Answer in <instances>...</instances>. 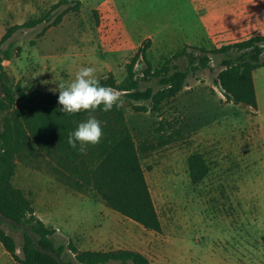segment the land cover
I'll return each instance as SVG.
<instances>
[{"label": "rangeland", "instance_id": "1", "mask_svg": "<svg viewBox=\"0 0 264 264\" xmlns=\"http://www.w3.org/2000/svg\"><path fill=\"white\" fill-rule=\"evenodd\" d=\"M59 1L16 0V10L4 12L7 3L0 0V39L7 27L40 17ZM80 1L79 12L67 14L43 37L37 34L44 24L20 30L3 44L12 52L3 66L22 89L57 95L59 82L69 83L88 66L97 78L112 73L122 82L126 65L148 39V59L156 69L168 60L185 68V55L195 52L196 45L176 48L169 42L176 30L171 25L181 16L184 23L192 19L185 0ZM210 59L209 68L191 74L183 90L158 110L149 102H135L147 111L125 105L126 125L136 144L150 146L140 150V158L162 232L129 219L118 222L120 213L105 205L65 154L40 150L17 159L14 186L30 196L38 218L58 229L59 240L77 248L88 242L85 247L97 249L89 243L97 234L125 238L128 231L127 246L141 249L151 264H264V68L256 76L261 93L256 117L249 107L221 98L215 89L220 59ZM135 68L141 78L145 63L139 60ZM149 85L158 89L155 80L141 81L142 88ZM94 116L102 129L114 123ZM194 154L208 167L200 183L190 176L188 160ZM79 158L94 167L100 160L97 145H88ZM1 227L22 245L20 229L8 223ZM0 264H12L2 245Z\"/></svg>", "mask_w": 264, "mask_h": 264}, {"label": "trees", "instance_id": "2", "mask_svg": "<svg viewBox=\"0 0 264 264\" xmlns=\"http://www.w3.org/2000/svg\"><path fill=\"white\" fill-rule=\"evenodd\" d=\"M81 6L80 0H60L40 17L7 27L0 39V77L4 91L0 98V115L5 114L0 118V214L6 219L28 225L41 246L56 253L63 264H151L147 256L135 250H79L71 241L59 240L57 230L36 216L30 196L14 186L17 159L40 150L48 154L55 151L65 154L70 162L77 163L75 172L78 176L91 184L108 207L146 229L162 232V222L140 158V150L148 151L150 146L143 144L139 147L136 144L126 125L125 105L137 111H147V107L135 102H149L152 110H158L162 103L183 90L191 74L209 68L210 58L215 56L220 59L218 82L226 90L228 101L256 111L258 104L253 74L264 67V35H254L211 50L193 48L195 52L179 54H186L188 63L185 68L168 60L157 69L148 59L147 50L151 44L148 39L126 65L127 75L122 82L112 73L98 78L101 85L121 93V107H114L108 112L97 109L92 113L80 112L69 116L60 111L59 94L39 89L26 91L20 84L14 83L3 66V61L10 59L12 52L10 48H3V44L20 30L44 24L37 34V38H41L50 28L61 25L67 14L79 12ZM139 60L145 63L141 78L135 68ZM153 80L158 89L154 85L141 87V81ZM89 115L108 117L114 122L103 128V137L96 144L100 160L92 168L79 158L83 154L67 142L68 134ZM188 166L194 183H200L208 174V167L199 154L189 158ZM2 224L7 223L0 219V242L17 262L59 264L56 258L37 248L26 229L8 224L22 231L23 243L19 246L14 237L1 227Z\"/></svg>", "mask_w": 264, "mask_h": 264}, {"label": "crops", "instance_id": "3", "mask_svg": "<svg viewBox=\"0 0 264 264\" xmlns=\"http://www.w3.org/2000/svg\"><path fill=\"white\" fill-rule=\"evenodd\" d=\"M7 7L4 12L16 10V0H5ZM187 8H192L193 12L190 15L192 18L185 23L180 20L171 25L173 33L170 34L169 42H174V47L178 48L181 45H196L195 48H202L206 43L215 44L219 48L224 44L234 43L254 35H264V0H185ZM31 7V4L28 5ZM189 19V17H188ZM181 22L184 24L181 25ZM170 27V28H171ZM3 33L1 32V37ZM175 38H173V36ZM181 35L183 38H181ZM40 54L39 48H37ZM264 68V67H262ZM259 68V69H262ZM254 71L253 79L257 96L258 109L255 111L256 117L261 108L260 102V89L257 83V72ZM106 205V204H105ZM121 215V214H120ZM121 217V218H120ZM118 222L128 219L121 216H116ZM129 221H133L129 219ZM126 223V222H125ZM127 226V225H126ZM58 230V229H56ZM127 230V227H126ZM129 232L126 231V237L123 236H107L97 234L90 244L97 249H90L85 246L88 243L78 244L79 250H92V251H110L118 249L135 250L142 254L141 249L137 247L127 246L129 241ZM84 242V241H83ZM0 245H4L0 242ZM4 252L12 260V264L18 263L12 255L5 249ZM146 256V254H144ZM151 263V262H150Z\"/></svg>", "mask_w": 264, "mask_h": 264}, {"label": "clouds", "instance_id": "4", "mask_svg": "<svg viewBox=\"0 0 264 264\" xmlns=\"http://www.w3.org/2000/svg\"><path fill=\"white\" fill-rule=\"evenodd\" d=\"M94 67H81L74 78L67 84L57 85L58 104L60 111L66 115H76L80 112L92 113L97 109L104 112L119 108L123 104L121 93L112 87L103 86L96 76ZM101 121L94 115H89L86 121L68 134V144L85 154L88 145L100 143L103 137Z\"/></svg>", "mask_w": 264, "mask_h": 264}, {"label": "water", "instance_id": "5", "mask_svg": "<svg viewBox=\"0 0 264 264\" xmlns=\"http://www.w3.org/2000/svg\"><path fill=\"white\" fill-rule=\"evenodd\" d=\"M4 95V91H3V82L1 80V77H0V98H2ZM0 219L3 220L5 223H8V224H13V225H16V226H19V227H22L24 229L27 230V232L29 233V235L31 236V238L34 240V242L36 243V246L37 248L42 252V253H47L51 256H53L54 258H56V260L59 262V264H63L61 258L54 252H51V251H46L42 246L41 244L39 243L36 235L31 231L30 227L26 224H20V223H17L11 219H6L4 218L1 214H0Z\"/></svg>", "mask_w": 264, "mask_h": 264}, {"label": "built area", "instance_id": "6", "mask_svg": "<svg viewBox=\"0 0 264 264\" xmlns=\"http://www.w3.org/2000/svg\"><path fill=\"white\" fill-rule=\"evenodd\" d=\"M215 89L223 100H228L226 90L221 86L219 82H218V85L215 87Z\"/></svg>", "mask_w": 264, "mask_h": 264}]
</instances>
